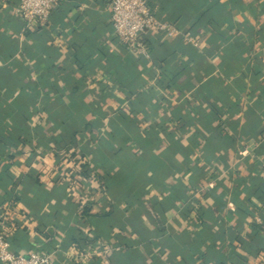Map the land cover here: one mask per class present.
<instances>
[{
    "label": "crops",
    "instance_id": "1",
    "mask_svg": "<svg viewBox=\"0 0 264 264\" xmlns=\"http://www.w3.org/2000/svg\"><path fill=\"white\" fill-rule=\"evenodd\" d=\"M149 2L199 43L149 30L147 59L112 0L32 25L0 0V235L51 264H264V0Z\"/></svg>",
    "mask_w": 264,
    "mask_h": 264
},
{
    "label": "built area",
    "instance_id": "2",
    "mask_svg": "<svg viewBox=\"0 0 264 264\" xmlns=\"http://www.w3.org/2000/svg\"><path fill=\"white\" fill-rule=\"evenodd\" d=\"M58 3L59 0H20L18 12L27 25L47 22ZM111 10L112 24L121 42L147 59L151 54L142 40L147 31L156 30L168 37H175L182 32L173 22L158 18L149 0H112ZM183 38L188 43H199L198 37L191 32L185 33ZM0 261L3 264H51L52 255L38 251L18 254L11 249L6 233H2Z\"/></svg>",
    "mask_w": 264,
    "mask_h": 264
},
{
    "label": "trees",
    "instance_id": "3",
    "mask_svg": "<svg viewBox=\"0 0 264 264\" xmlns=\"http://www.w3.org/2000/svg\"><path fill=\"white\" fill-rule=\"evenodd\" d=\"M168 21L173 22L174 24H176L180 29L184 28V24L182 22H180L179 20L176 19H170ZM186 29L187 32H191V33H195V26L191 25L188 28H184ZM73 156L72 159H74V161L77 163H79L81 165V169H80V165H78V168L74 169L75 166V162H73V169H68V173L69 178L71 180V182L77 184L78 186H82L85 184H89V189L90 190H97V188L93 187L92 185L99 184L101 187H103L102 183H101V178L92 172H89L88 170H86V160H85V155L83 153H81V151L79 150V148H75L73 150V152L71 153ZM95 206L94 203L91 202H85L84 204L82 202L79 203V215L81 218H85V219H91L93 218L96 214L95 212Z\"/></svg>",
    "mask_w": 264,
    "mask_h": 264
}]
</instances>
